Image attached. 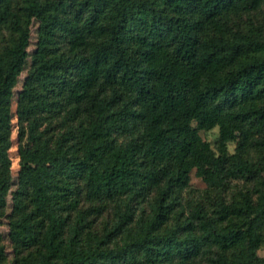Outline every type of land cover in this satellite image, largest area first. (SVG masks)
Segmentation results:
<instances>
[{
    "label": "trees",
    "instance_id": "16d2710c",
    "mask_svg": "<svg viewBox=\"0 0 264 264\" xmlns=\"http://www.w3.org/2000/svg\"><path fill=\"white\" fill-rule=\"evenodd\" d=\"M263 9L0 0V229L15 264H264V20L234 23ZM215 128L216 150L200 135ZM193 171L207 188L187 201ZM236 181L254 188L231 193ZM6 249L0 231V264Z\"/></svg>",
    "mask_w": 264,
    "mask_h": 264
},
{
    "label": "rangeland",
    "instance_id": "374dc122",
    "mask_svg": "<svg viewBox=\"0 0 264 264\" xmlns=\"http://www.w3.org/2000/svg\"><path fill=\"white\" fill-rule=\"evenodd\" d=\"M263 20H264V9L261 11H257V12L254 11V12H250V13H242L238 17H235L234 23L239 24L242 27H248L251 23H255L256 25L260 26L263 24ZM37 23L41 24V18L34 19V21L32 23V25H34L33 26L34 28H35V26H37ZM31 33H32V27H31ZM33 62H34V60H33ZM32 67H33V63H32L31 67L28 64V66L26 67L27 69H25V72L22 73L20 78H19L17 87L14 90L13 111H15L17 106H18L17 105V96L19 97L18 92H19V94L22 92L25 80L29 76V73H30V70L32 69ZM15 122H16V117H14V119H13V124H14V131H13V137H12L13 146L10 150V156H11V160H12L13 181H12V186H11V192H10V195L7 199L8 208H7L6 216L4 217V219L2 221L3 226H4V223L9 225L10 221H11L12 209H13V195L16 193L18 186H19L18 171L21 170L20 160L18 161L16 159V157L14 159H12V157H14L16 154H19V149H18V134L19 133H18V129L15 128ZM200 135L203 138V140H205L211 144V147L214 150L217 149L218 143H219V129L218 128H215L209 132L202 131V132H200ZM228 149H229L230 153H234L235 149H236V143H229ZM253 155L256 156L257 158L264 157V150L263 151H257L256 150L255 153H253ZM263 176H264V173H263ZM190 185H191L190 192H187L184 196L185 199H187V201L190 199H193V194L197 195V196L198 195L201 196V194H203V191H205V189L207 188V185L203 181V179L197 177L196 171H193L191 173ZM250 187L254 188L253 185L251 186L250 184H247L243 181H236L230 185V191H231V193L238 195L240 192H242V191H244ZM194 190L197 193H194ZM9 228H10V226H9ZM0 231L4 237L5 243L7 245L6 253L8 255V263L9 264H15L16 258H15L14 246L11 244L9 237L6 235L7 231L3 227H1ZM258 254L260 257L264 258V246L259 250Z\"/></svg>",
    "mask_w": 264,
    "mask_h": 264
}]
</instances>
